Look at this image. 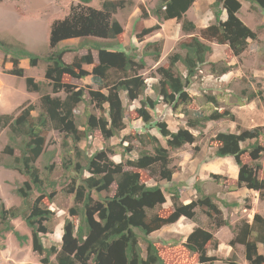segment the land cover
<instances>
[{
    "label": "trees",
    "instance_id": "1",
    "mask_svg": "<svg viewBox=\"0 0 264 264\" xmlns=\"http://www.w3.org/2000/svg\"><path fill=\"white\" fill-rule=\"evenodd\" d=\"M78 1L81 4L70 5L63 16L51 21L48 32L50 52L45 56L29 51L19 43L0 38V51L6 58L4 60L12 66L8 73L24 75V69L19 65L21 59H28L31 66L43 60L46 62L45 82L54 94L41 93L37 116L32 115L34 107L30 104L22 106L15 117L0 115V128L8 127V141L2 150L7 155L3 166L26 177L15 188L16 195L22 200L20 206L6 207L0 198V236L3 238V232H11L21 243L26 242L27 235L20 234L11 223L15 218L24 221L30 229L31 249L40 256L38 263L26 264H214L220 258L209 254L208 245L211 244L213 251L217 250L219 241L214 233L226 226L233 229L228 245L232 248L241 245L248 264H264V254L259 251V244L264 245V215L254 213L251 222L243 220L240 224L232 225L223 217L215 194L207 193L200 184L193 183L196 197L183 203L179 185L164 188L158 180L155 184H147L142 176L145 170L150 179L157 177L171 184L175 167L169 165V153L184 144L195 142L196 137L189 129L204 128L206 122L211 120L232 119L233 113L219 109L210 113H196L186 121L189 129L181 127L176 131H171L165 121L154 120L150 111L159 101L145 95L147 85L140 71L146 67L145 58L151 57L155 61L160 58L161 40L145 43L140 56L125 50H112L111 43L90 39H84L73 48L60 47L61 41L70 38L115 40L123 33V27L114 14L117 9L130 4L131 0H103L100 8L88 5L91 0ZM251 1L264 10V0ZM194 2L155 0L150 13L143 5L140 6V17L145 18L150 14L158 21L175 19L180 22L182 31L189 34L187 39L179 42L178 51L168 56V64L155 70L159 78L153 85L154 91L173 110L179 104L190 103L192 97L188 87L194 76L204 65H213L210 61L212 48L208 41L225 44L233 56H239L246 51L250 41L257 39V32L238 16L241 0H214L210 4L214 23L200 28L198 35L192 34L196 26L187 19L186 11ZM223 12L225 19L221 18ZM156 28H159V24L145 27L141 32L147 34ZM80 48H86L87 52L75 55L70 62L63 59L65 53ZM92 50L97 52V63L92 66L90 74L97 89H89L88 96L89 102L94 103L102 113L98 116L89 113L81 131L74 110L84 102V90L70 83L69 79L86 76L87 71L82 66L94 63ZM177 63L181 64L185 74ZM229 67H224L221 72H228ZM41 85L33 77H25L28 91L41 92ZM260 93H250L247 99L260 97ZM123 98L139 100L140 105L134 110L135 118H140L148 128H155L164 138L166 146L159 142L156 135L147 132L144 136L151 143L153 152L142 150L124 162L113 161L110 158L113 151L108 146L88 156L83 164L71 156L63 158V170L69 172L71 178L65 192L73 193L74 204L68 209L69 217L63 222L60 248L46 246L42 234L52 232L49 224L54 211L43 199L52 201L54 193H48L46 189H52L56 181L43 178L35 161L44 153L47 129L50 127L59 131L63 134V142L69 139L75 144L94 130H98L104 139H109L125 126L127 107ZM209 100L215 102L213 97H209ZM260 134L259 127L239 132H218L209 138L208 143L215 150V157L230 156L237 165L233 188L257 191L259 198L264 200V177L260 176V164L252 165L242 160V155L247 154L252 162H257L263 150L258 142ZM246 141L247 145L242 146ZM15 150L18 151L16 155ZM125 150L130 148L125 147ZM44 167L48 171L52 169L51 164ZM84 171L88 172L87 176H83ZM211 177L215 180L221 178L216 174H211ZM112 184L115 188L111 195L108 192ZM34 191L37 196L31 199ZM102 191L107 194L98 196ZM166 194L170 195L171 204L163 207ZM197 210L208 219L207 225L194 226L175 248L174 256L165 258L161 244L154 241L151 235L175 223L181 216L194 219ZM223 260L226 264H239L234 255Z\"/></svg>",
    "mask_w": 264,
    "mask_h": 264
},
{
    "label": "rangeland",
    "instance_id": "2",
    "mask_svg": "<svg viewBox=\"0 0 264 264\" xmlns=\"http://www.w3.org/2000/svg\"><path fill=\"white\" fill-rule=\"evenodd\" d=\"M102 1L91 0L88 5L100 8ZM213 1L195 0L188 9L186 17L196 26L192 34L198 35L200 28L214 23V16L210 7ZM79 3L78 0H2L0 1V38L10 43H19L29 51L45 56L50 52L48 32L51 21L63 16L70 5ZM241 4L238 16L247 26L257 32V39L250 41L246 51L239 56H233L225 44L208 41L212 47L210 61L213 65L206 64L197 72L193 82L188 87V93L192 100L190 103L179 104L175 110L168 108L154 91L153 85L157 83L159 78L155 70L158 66L168 64V56L178 51L179 42L187 39L189 34L182 31L180 22L175 19L158 21L156 17L150 14L145 18L140 17V6L143 5L145 10L150 13L155 5V0H131L130 4L117 9L114 17L123 27L120 38L115 40L97 37L70 38L61 41L58 45L73 48L84 39H90L105 44L111 43L112 50H125L140 56L145 43L161 40L160 58L156 61L151 57L145 58L146 67L140 71L147 85L145 95L159 101L156 107L150 111L152 118L165 121L171 131H176L181 127H187V119L196 113H210L214 109L227 110L233 113L234 118L211 120L206 122L204 128L189 129L187 127L195 135L196 140L192 144H184L180 148L170 151L169 165L175 167L174 180L171 184L157 177L150 179L148 172L142 171V176L147 184H155L158 180V183L164 188L179 185L182 191V201L188 202L195 198L197 193L192 185L195 182L200 184L207 193L215 194V201L221 208L223 217L232 225L240 224L243 220L251 222L254 213L264 215V200L259 198L257 191L233 188L237 178L231 169V166L235 164L233 159L215 157V150L208 143L209 138L218 132H239L243 129L259 127L261 134L258 142L263 148L260 157L257 162H252L248 155L244 154L242 160L252 165L259 163L260 176L264 177V10L251 0H241ZM221 18H226L225 12L221 14ZM155 24H159V28L142 34L143 28ZM86 52V48H80L65 53L63 59L70 62L75 55H82ZM92 55L94 63L82 66L87 71L86 76L69 79L70 83L84 90V102H81L74 110L81 131L84 129V122L89 113L96 116L102 113L95 107L94 103L89 102L88 90L97 89L90 74L92 66L97 63V52L92 50ZM4 59L6 58L0 51V115L10 114L15 117L22 106L30 104L34 107L31 111L32 115L37 116L40 109L41 93L48 92L54 95L44 78L46 62L40 60L37 65L31 66L28 59H21L19 65L24 69V75L15 76L8 73L12 66ZM177 66L185 74L181 64L177 63ZM226 66H230V70L222 73V69ZM27 76H31L42 83L41 92L26 89L25 77ZM257 91H261L260 97L256 96L252 100L247 99L250 93L257 94ZM59 95L62 96L63 94L59 93ZM209 97H213L215 102L210 101ZM123 101L127 107V115L124 118L125 126L116 136L109 139H104L98 130H94L92 133H88L86 137H81V140L75 144L69 139L63 142L62 133L50 127L47 129L44 153L35 161V165L39 168L43 178L56 181L52 189H46V192L54 193L52 201L43 199V202L54 211L53 220L49 224L52 232L42 234V241L46 246L55 245L57 249L60 248L63 222L65 218L69 217L68 209L74 204L73 193L65 192L71 178L69 172L63 170V158L71 156L75 161L83 164L88 156L108 146L113 151L112 154L110 153V158L115 162H124L142 150L153 152L151 143H148L144 136L147 132L156 135L159 142L166 146L164 138L158 134L155 128L150 129L140 118H135L134 110L140 105L139 100L128 101L123 98ZM103 107L106 108L107 105L104 104ZM7 141L8 127H1L0 198L4 206L15 207L20 206L22 202L21 198L16 195L15 188L20 186L26 177L16 170L3 166V161L7 155L2 150ZM245 145H247V141L242 143V146ZM125 147H129L130 150L126 151ZM14 153L16 155L18 151L15 150ZM50 164L52 169L48 171L44 166ZM211 174L219 175L221 178L215 180ZM87 175L88 172L84 171L83 176ZM114 188L115 185L112 184L108 194L112 195ZM105 194L107 193L102 191L98 193V196L102 197ZM93 195L97 197V194L93 193ZM36 196L37 192L34 191L31 199ZM166 198V205L170 206V195L166 194ZM168 206L163 204V207ZM186 219L183 220L184 224L180 225L181 234L168 230L167 232H155L151 235L154 241L161 244L160 248H162L165 258L174 256L175 248L179 247L180 241L185 240L183 237L190 226L205 227L208 223V219L199 210H197L194 219ZM11 223L20 234L27 235L28 239L21 243L11 232H3V238L0 236V264L38 263L40 256L31 249L30 229L21 218L12 219ZM232 231L233 229L223 226L214 233L219 241L217 250L213 251L211 244L208 245L209 254L220 258L214 264H226L222 259L232 255L239 264H248L241 245L237 244L233 248L228 245V240L232 236L230 237L227 232L233 234ZM162 240L167 244H164ZM170 245L177 247L172 248L169 247ZM259 251L264 254V245L259 244Z\"/></svg>",
    "mask_w": 264,
    "mask_h": 264
},
{
    "label": "crops",
    "instance_id": "3",
    "mask_svg": "<svg viewBox=\"0 0 264 264\" xmlns=\"http://www.w3.org/2000/svg\"><path fill=\"white\" fill-rule=\"evenodd\" d=\"M188 12V10L186 11V13ZM212 48V47H211ZM227 157H229V158H231L230 156H227ZM227 157H222L221 159H223V158H227ZM224 160H228V159H224ZM236 167H235V166ZM231 169H232V171H233V173L235 174V176H237V173H238V167H237V165L236 164H233L232 166H231ZM173 180H174V175H173ZM239 189H241V188H239ZM246 189V188H245ZM247 190V189H246ZM166 201H167V198H166ZM184 203H187V201L186 200H184L183 201ZM164 205L165 206H168V205H166V202L164 203ZM183 220H187L186 218H184V216H181L175 223H173V224H171V225H169V227L168 226H165V227H163L159 232H167L168 230H169V232H171V231H173V232H177V233H182V231L180 232L179 231V229H180V225L181 224H184V222H183ZM172 227H174V228H172ZM193 229V225L192 226H190V228H189V230H188V232L187 233H185V235H184V239H185V237L189 234V232L191 231ZM165 230V231H164ZM173 234V233H172ZM227 234H229V236L231 237L232 236V233H229V232H227Z\"/></svg>",
    "mask_w": 264,
    "mask_h": 264
}]
</instances>
